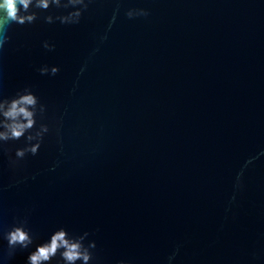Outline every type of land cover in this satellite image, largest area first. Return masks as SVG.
<instances>
[{
	"label": "water",
	"instance_id": "1",
	"mask_svg": "<svg viewBox=\"0 0 264 264\" xmlns=\"http://www.w3.org/2000/svg\"><path fill=\"white\" fill-rule=\"evenodd\" d=\"M0 264H264V0H0Z\"/></svg>",
	"mask_w": 264,
	"mask_h": 264
}]
</instances>
